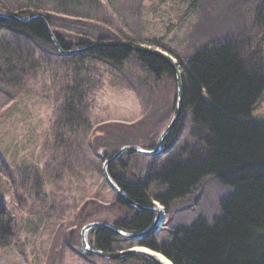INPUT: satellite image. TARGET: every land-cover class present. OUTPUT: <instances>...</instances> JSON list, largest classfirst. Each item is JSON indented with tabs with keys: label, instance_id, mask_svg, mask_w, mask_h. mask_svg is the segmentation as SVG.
<instances>
[{
	"label": "rangeland",
	"instance_id": "obj_1",
	"mask_svg": "<svg viewBox=\"0 0 264 264\" xmlns=\"http://www.w3.org/2000/svg\"><path fill=\"white\" fill-rule=\"evenodd\" d=\"M28 1L43 5L37 14L48 17L52 33L71 43L82 39L91 44L103 34L114 33L165 53L173 63L225 39H255L259 31L253 13L264 6V0H93L87 8L73 6V0L70 6L58 0H0V13L19 12L31 6ZM8 44H13L32 68L19 92L0 91V198L13 231L8 246L0 248V264H120L78 253L81 229L77 212L91 198L103 207L111 205L115 194L102 176L98 152L105 150L100 143L118 135L122 137L119 142L142 148L155 131L160 130V135L173 117L175 81L164 77L156 82L134 60L121 71L95 61L82 68L67 67L51 46L1 32L0 49ZM256 46L264 63V41ZM78 83L79 96L72 95L70 91ZM68 99L81 104L89 128L70 133L59 129L60 111ZM252 117L264 121V92ZM182 120L170 153L190 141L187 113ZM128 127L129 131L123 130ZM96 129H100V149L92 154L90 137L95 131L97 134ZM121 144L110 146L109 153H116ZM166 157L136 154L123 161L130 175L144 181L149 162L161 163ZM149 190L151 197L163 192L155 185ZM230 193L209 177L187 198L175 201L168 212L155 202L164 211L157 237L166 238L172 226H189L198 219L211 222ZM112 215L114 212L106 209L96 222L108 223Z\"/></svg>",
	"mask_w": 264,
	"mask_h": 264
},
{
	"label": "trees",
	"instance_id": "obj_2",
	"mask_svg": "<svg viewBox=\"0 0 264 264\" xmlns=\"http://www.w3.org/2000/svg\"><path fill=\"white\" fill-rule=\"evenodd\" d=\"M69 1L58 0V3L70 6ZM92 2L72 1L73 6L83 4L87 8ZM28 3L30 7H22L19 12L8 15L30 18L43 6L33 1ZM45 20L52 29L48 17L45 16ZM253 21L259 31L255 39L234 37L215 42L206 48L194 50L187 59H180L176 63L181 71L182 115L163 144L162 154L167 155L166 159L161 163L149 162L148 178L142 181L130 175L123 159L136 155L134 153H125L108 167V173L116 185L134 203L149 207L157 202L165 212L175 201L187 198L196 186L211 177L231 191L219 204V216L212 222L198 219L189 226H172L166 238L160 240L154 232L138 243L121 239L103 228H94L88 234L91 249L109 253L137 245L161 254L172 264H264V122L251 121L252 111L264 92V63L260 51L255 50L257 43L264 41V6L254 11ZM1 32L30 37L54 49L39 20L23 24L0 19ZM53 33L65 51L90 44L82 39L74 44ZM112 42L137 45L114 33L99 36L95 43ZM58 56L67 67L82 68L87 62L95 61L108 64L117 71L134 60L156 82L164 77L175 81L169 66L162 60L146 54H132L121 47L97 48L69 57ZM27 65L28 61L20 56L13 44L2 47L0 91L19 92L23 89L28 69L32 68ZM79 90L80 83L70 92L79 96ZM82 109L79 102L66 100L60 111L59 129L64 128L66 130L63 131L70 133L89 128V120L82 114ZM172 111L174 114L175 104ZM183 113L190 118V141L180 146L176 153H170L181 132ZM130 128L123 130L129 131ZM96 130L97 134L95 131L90 137L93 143L90 150L94 154L97 148L100 149L97 145L102 144L101 148L105 151L102 156L98 155L102 162L113 155L109 153L110 146L120 143L121 146L132 145L119 142L122 137L118 135L108 136L105 142L99 144L100 129ZM159 132L155 131L141 147L153 149ZM151 185L162 188L163 192L151 197ZM106 209L114 212L108 223L129 233L144 231L155 217L149 211L131 209L117 196L107 207L91 198L78 209V228L96 222L97 218L105 215ZM7 217L6 206L0 198V248L8 246L13 234L11 220L7 221ZM115 262L154 264L139 256H129Z\"/></svg>",
	"mask_w": 264,
	"mask_h": 264
},
{
	"label": "water",
	"instance_id": "obj_3",
	"mask_svg": "<svg viewBox=\"0 0 264 264\" xmlns=\"http://www.w3.org/2000/svg\"><path fill=\"white\" fill-rule=\"evenodd\" d=\"M0 19H6V20H11V21H16L19 23L27 24L36 20H39L43 23L47 35L49 36L51 43L55 50L63 56H70V55H75V54H81L93 49L97 48H110V47H121L129 50L130 52L133 53H141V54H146L150 55L152 57L158 58L165 62L175 79L176 83V103H175V114L172 117L170 123L168 126L165 128V130L162 132L160 137L158 138L154 149L152 150H145L139 147L135 146H124L121 147L116 153H114L112 156H110L108 159H106L103 162L102 165V175L103 178L106 182V184L109 186V188L115 193V195L122 200L124 203L128 205L131 209H134L136 211H149L154 214V220L150 224V226L145 229L144 231L141 232H136V233H129V232H123L118 230L116 227L109 223H90L85 225L81 232H80V248L77 249V251L80 254H89L91 256H95L98 258L106 259V260H118L121 258L129 257V256H139L145 259L148 262L154 263V264H164L162 263L158 257L154 256V254H158L148 248L144 247H136L140 249H144V251H137L133 250L132 248L126 250V251H120V252H101V251H96L90 248L88 241H87V236L88 233L94 229V228H103L105 230L110 231L111 233L117 235L118 237L124 239V240H129L133 242H139L141 239H143L145 236L152 234L156 228H158L164 221V217H162V211L160 207L156 204H153V206H141L136 203H134L131 199H129L125 193L116 185L114 179L109 175L108 173V167L111 163L119 160L125 153H134L142 156H147V157H154V156H159L162 154V147L166 139L170 136L171 132L173 129L176 127L178 120L181 116L182 113V82H181V72L176 66L175 63H173L172 59L168 57L166 54L160 52V51H155V50H149L145 49L141 46H133L125 42H113V43H91L85 46H82L80 48L70 50V51H64L61 46L59 45V42L56 38V36L52 33L51 28L48 24V22L45 20V18L41 15L34 14L30 18H22L21 16L17 15H7L0 13ZM104 151L100 150L98 152V155H102ZM146 250V251H145ZM162 256V255H161ZM165 258V257H164ZM171 263V262H170ZM172 264V263H171Z\"/></svg>",
	"mask_w": 264,
	"mask_h": 264
},
{
	"label": "bare ground",
	"instance_id": "obj_4",
	"mask_svg": "<svg viewBox=\"0 0 264 264\" xmlns=\"http://www.w3.org/2000/svg\"><path fill=\"white\" fill-rule=\"evenodd\" d=\"M129 51V50H128ZM132 54H137V53H133V52H131ZM181 72V71H180ZM263 95V94H262ZM256 106H257V104H256ZM255 106V107H256ZM255 107H254V109H255ZM254 109H253V111H254ZM253 111H252V113H253ZM180 118H181V116H180ZM251 121H258V122H264V121H261V120H257V119H253V117H252V115H251ZM162 217H163V214H162ZM215 219V218H214ZM212 222V221H211ZM133 250H137V251H144V249H140V248H136V247H133L132 248ZM146 251V250H145ZM154 256H156V257H158L159 258V260L162 262V263H164V264H171L166 258H164L163 256H161V255H158V254H154Z\"/></svg>",
	"mask_w": 264,
	"mask_h": 264
}]
</instances>
